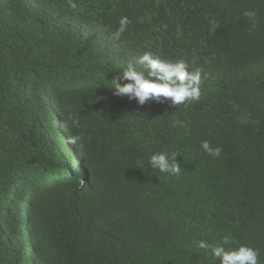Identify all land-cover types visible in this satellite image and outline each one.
I'll return each instance as SVG.
<instances>
[{
    "label": "trees",
    "instance_id": "obj_1",
    "mask_svg": "<svg viewBox=\"0 0 264 264\" xmlns=\"http://www.w3.org/2000/svg\"><path fill=\"white\" fill-rule=\"evenodd\" d=\"M64 4L0 0V264H219L224 238L264 264V0H102L95 35ZM119 15L122 35L167 21L146 50L200 71L202 98L145 108L90 91L141 55L111 51ZM159 152L179 176L150 167Z\"/></svg>",
    "mask_w": 264,
    "mask_h": 264
},
{
    "label": "clouds",
    "instance_id": "obj_2",
    "mask_svg": "<svg viewBox=\"0 0 264 264\" xmlns=\"http://www.w3.org/2000/svg\"><path fill=\"white\" fill-rule=\"evenodd\" d=\"M63 6H58L59 9L67 14H71L79 9L87 10L90 17V32L95 35L98 27L99 16L103 14L102 0H64ZM60 0H57V3ZM243 15L246 16L251 22L252 28L256 26V12L253 10H245ZM120 18V19H118ZM95 19V23H94ZM70 21V22H69ZM73 31L81 29V24L77 20H67L63 22ZM130 20L124 15H119L114 26V38L119 39L121 36L123 39L117 45L115 53H126L128 47L136 49V51L142 49L141 55L135 59L134 62H129L122 71L115 74L112 78H106L101 85L100 83L93 86L90 91L103 89L108 84L110 92L107 94H114L115 102H119V98L126 100V104H130L137 107L149 108L158 103L168 101L172 106H178L185 104L186 102L198 101L203 96V89H201L202 77L200 71H189L188 63L179 57L180 55L165 57L153 55L150 51L146 50L144 45L151 36L149 32L151 29H156L160 25L168 24L167 21L162 22L160 25L152 27H146L142 30L138 36L122 35L128 28ZM178 57V58H171ZM137 65L141 68H137ZM73 80L82 82L83 87H88L91 84L90 78H79L80 75L73 76ZM105 78V77H104ZM74 86V87H75ZM74 125L79 124V119H72ZM81 139L80 136H70L68 143L77 144ZM201 147L203 151L213 157L219 158L222 153V148L213 147L210 142L202 141ZM178 155L172 153L159 152L154 153L148 158V163L151 168L157 169L159 172L167 173L169 176H179L181 173V166L177 162L176 157ZM72 161L70 160V167ZM142 162H137V167L141 168ZM83 184V181H81ZM228 238H224L223 244H228ZM223 244L212 247V256L219 261V264H259V252L255 248L248 245H239L236 248L226 249ZM198 247L201 249H209L210 245L206 241H199ZM28 253V251H26ZM31 255V254H29Z\"/></svg>",
    "mask_w": 264,
    "mask_h": 264
}]
</instances>
